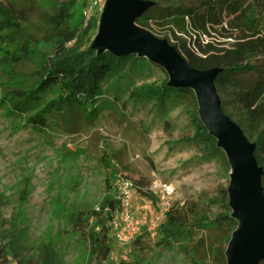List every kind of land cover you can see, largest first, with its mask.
I'll list each match as a JSON object with an SVG mask.
<instances>
[{
	"label": "rangeland",
	"instance_id": "374dc122",
	"mask_svg": "<svg viewBox=\"0 0 264 264\" xmlns=\"http://www.w3.org/2000/svg\"><path fill=\"white\" fill-rule=\"evenodd\" d=\"M24 1L41 13L70 1L92 3ZM2 36L0 61L12 51ZM39 64L38 57L0 63V216L21 228L11 264H231V247L244 231L232 206L235 172L226 149L210 157L182 142L193 134L191 99L173 96L163 106L132 99L135 88L165 79L146 63L109 78L96 106L66 108L48 116L46 128L34 127L28 116L42 106L25 116L7 94L30 87ZM252 66L219 73L214 88L253 148L264 201V58ZM126 183L128 212L120 204ZM163 185L174 193L165 195ZM170 217L179 227L165 230Z\"/></svg>",
	"mask_w": 264,
	"mask_h": 264
},
{
	"label": "trees",
	"instance_id": "16d2710c",
	"mask_svg": "<svg viewBox=\"0 0 264 264\" xmlns=\"http://www.w3.org/2000/svg\"><path fill=\"white\" fill-rule=\"evenodd\" d=\"M89 6V2L78 7L70 1L41 13L24 0H7L0 5V34L12 50L0 63L9 60L10 66H16L32 57L40 61L30 87L8 91L10 105L25 116L42 106L28 116L27 122L46 128L50 115L74 106H96L104 83L122 77L124 68L150 63L164 71L165 79L135 88L130 97L157 106L165 105L173 96L190 98L193 106L188 114L193 134L182 142L210 157L224 149L201 118L194 89L171 85L167 69L144 55L119 56L94 47L103 14L96 9L86 19L83 13ZM77 9L79 17L75 15ZM135 25L165 40L190 68L201 72L217 69L218 74L247 73L256 59L264 58V0H197L190 5L183 0H162L161 4H152ZM50 95L53 98L45 104ZM221 110L225 114L222 105ZM177 226L170 217L164 229ZM20 236L18 222L8 223L0 216V264H11L18 257Z\"/></svg>",
	"mask_w": 264,
	"mask_h": 264
},
{
	"label": "water",
	"instance_id": "95a60500",
	"mask_svg": "<svg viewBox=\"0 0 264 264\" xmlns=\"http://www.w3.org/2000/svg\"><path fill=\"white\" fill-rule=\"evenodd\" d=\"M152 4L141 0H113L105 10L94 47L119 56L144 55L167 69L171 85L195 90L201 118L228 152L235 172L232 206L244 223V231L236 236L231 247V264H260L264 260V201L260 197L261 172L256 167L253 148L221 110L214 88L219 70L201 72L190 68L165 40L135 25L136 19Z\"/></svg>",
	"mask_w": 264,
	"mask_h": 264
},
{
	"label": "built area",
	"instance_id": "2783aa9c",
	"mask_svg": "<svg viewBox=\"0 0 264 264\" xmlns=\"http://www.w3.org/2000/svg\"><path fill=\"white\" fill-rule=\"evenodd\" d=\"M104 8V0H92V3L88 8L84 10V15L86 19H89L91 14L96 10L102 11ZM162 190L165 195L171 196L174 193V189L170 185H163ZM121 195L122 198L120 199L121 207L123 208L124 212H128L130 207V197H131V186L130 184L126 183L123 184L121 187Z\"/></svg>",
	"mask_w": 264,
	"mask_h": 264
},
{
	"label": "bare ground",
	"instance_id": "6f19581e",
	"mask_svg": "<svg viewBox=\"0 0 264 264\" xmlns=\"http://www.w3.org/2000/svg\"><path fill=\"white\" fill-rule=\"evenodd\" d=\"M112 1H113V0H109L108 5H110V4L112 3ZM108 5H107V6H108ZM106 9H107V8H106ZM105 13H106V12H105ZM105 13H104L103 16H105ZM233 177H234V176H233Z\"/></svg>",
	"mask_w": 264,
	"mask_h": 264
},
{
	"label": "crops",
	"instance_id": "0c3cea01",
	"mask_svg": "<svg viewBox=\"0 0 264 264\" xmlns=\"http://www.w3.org/2000/svg\"><path fill=\"white\" fill-rule=\"evenodd\" d=\"M144 2H146V1H144ZM149 2V1H148Z\"/></svg>",
	"mask_w": 264,
	"mask_h": 264
}]
</instances>
